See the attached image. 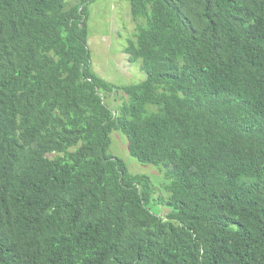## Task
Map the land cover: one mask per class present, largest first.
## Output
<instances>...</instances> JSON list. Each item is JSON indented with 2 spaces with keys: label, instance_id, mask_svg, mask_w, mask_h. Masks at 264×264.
<instances>
[{
  "label": "trees",
  "instance_id": "16d2710c",
  "mask_svg": "<svg viewBox=\"0 0 264 264\" xmlns=\"http://www.w3.org/2000/svg\"><path fill=\"white\" fill-rule=\"evenodd\" d=\"M94 1L0 0V264H264V0H127L124 86L92 68Z\"/></svg>",
  "mask_w": 264,
  "mask_h": 264
},
{
  "label": "rangeland",
  "instance_id": "374dc122",
  "mask_svg": "<svg viewBox=\"0 0 264 264\" xmlns=\"http://www.w3.org/2000/svg\"><path fill=\"white\" fill-rule=\"evenodd\" d=\"M87 26V44L92 68L100 77L116 86L136 84L145 78V73L141 69V60L131 64L124 52L128 39L134 38L137 26V22L132 20L130 4L127 0L94 1L90 4ZM116 100L111 95L107 98V103L110 107L114 104L119 106L121 101ZM110 136L111 145L108 153L124 160L131 173L148 175L155 186L156 196L166 197L168 193L164 190L163 165L145 164L134 158L128 151L127 138L120 131H113ZM151 207L154 212L164 215H166L165 211H168L165 205L158 204L157 197L152 199Z\"/></svg>",
  "mask_w": 264,
  "mask_h": 264
}]
</instances>
